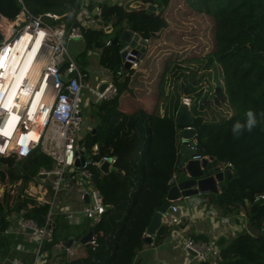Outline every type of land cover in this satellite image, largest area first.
<instances>
[{
    "label": "trees",
    "instance_id": "trees-1",
    "mask_svg": "<svg viewBox=\"0 0 264 264\" xmlns=\"http://www.w3.org/2000/svg\"><path fill=\"white\" fill-rule=\"evenodd\" d=\"M67 1L64 9L71 13L75 5ZM146 1L157 4L158 8L103 5L102 22L113 20L115 34L111 39L117 41L107 46L102 39L104 33H91L95 46L103 49L101 65L115 70L121 64L120 49L124 44L119 37L126 27L149 39L157 36L166 37L169 42H196V57L186 60L195 58L197 65L180 66L170 75L163 73L162 88L157 96L164 93L162 98L167 104L176 102L172 110L166 108L163 115L158 97L151 107L139 104L129 112L119 108L120 96L127 91L132 71L136 69L123 74L122 81L114 80L117 96L93 104L99 118L94 128L100 153L116 156L117 163L116 169L104 174L97 184L107 205L96 226L102 231L98 245L88 249L87 257L72 259L68 264L134 263L148 240L140 237L131 246H123V241L141 198L147 187L162 195L154 207V215L166 199L174 174L179 171L183 135L181 126L176 124L175 112L181 94L192 98L190 110L202 153L218 159L222 165L230 163L233 172L223 192L207 196L208 204L224 215L245 214L248 222L263 232L253 236L245 230L229 240L221 239L218 264H264V199L257 200L258 195L264 194V0ZM27 4L35 13L55 7L52 0H27ZM19 11L17 0H0V14L15 18ZM188 25L190 32L181 30V26ZM184 34H190L191 39L184 41ZM169 47L167 44L165 49ZM207 79L209 87L205 89L203 81ZM168 84H173V91L166 94ZM214 102L221 107L214 109ZM207 109L216 113L212 119L203 116ZM249 110L255 113L256 126L251 131L245 127L233 132L237 122L246 125ZM89 135L90 146H93V135ZM53 166V161L40 151L23 161L0 155V185L6 188L20 179L27 182L39 174L41 167L51 169ZM93 171H96L94 167ZM8 199L7 193L5 199L0 197V233L9 225L5 218L9 212L5 210ZM29 203L33 206L26 215L42 226L49 205H36L34 199L23 198L18 209ZM53 233L52 240L45 243L48 246L59 241L58 231L55 229ZM168 233V224H163L155 241L161 242ZM3 241L0 235V248Z\"/></svg>",
    "mask_w": 264,
    "mask_h": 264
},
{
    "label": "built area",
    "instance_id": "built-area-1",
    "mask_svg": "<svg viewBox=\"0 0 264 264\" xmlns=\"http://www.w3.org/2000/svg\"><path fill=\"white\" fill-rule=\"evenodd\" d=\"M17 2L21 8L15 18L0 16V31L4 37L0 41V155L23 161L34 152L41 151L50 157L54 168L42 167L39 171V175L52 178L50 205L55 203L57 196L65 188L69 172L85 186L91 185L84 191L90 197V203L83 211L94 231L106 212L107 205L94 185L96 171H93V167L96 170L104 162L115 166L117 157L102 155L97 143L91 146L89 152L81 139L85 127V74L69 53L66 42L84 38L86 20L67 26L58 22L60 16L55 13L38 14L27 7L25 0ZM96 9L100 10L99 7ZM108 27L109 30L112 29L110 25ZM112 43V39L106 42L107 45ZM120 53L125 54L123 61L129 62L131 69L139 67L141 55L134 53L130 44L124 43ZM73 72L75 74L68 77ZM109 74L110 72L107 75ZM121 74V69L114 71L110 74L111 79ZM111 79L105 82L107 86L104 90L95 91L99 99L111 100L117 96L118 88ZM182 103L190 108L192 98L184 96ZM191 129L196 128L194 125H181L182 135L185 130ZM183 147L191 151L193 160L210 158L202 153L197 132L190 139L182 136L181 148ZM230 167L231 164L228 163L221 170L225 171ZM177 176L174 175V179ZM259 199H264V194L258 195L257 200ZM178 211V206L172 203L168 211V214L172 213V224L181 223ZM75 222L79 223L80 220ZM20 224L40 236L41 243H44L51 239L55 229L53 211L50 209L48 212L44 227H39L30 219L23 220ZM180 232L179 245L198 262L218 264L221 261L222 247L217 239L196 240L185 229ZM99 234L95 232L92 235L89 241L92 247L98 245ZM66 251L68 254L72 253L70 247ZM40 252L41 247L39 254Z\"/></svg>",
    "mask_w": 264,
    "mask_h": 264
},
{
    "label": "crops",
    "instance_id": "crops-1",
    "mask_svg": "<svg viewBox=\"0 0 264 264\" xmlns=\"http://www.w3.org/2000/svg\"><path fill=\"white\" fill-rule=\"evenodd\" d=\"M52 1L54 3L53 6L55 7L47 9L45 10L46 12H41L38 14H44L47 12L55 13L60 16L58 22L64 23L67 26L75 25L80 21L86 20V27L84 29L85 35L81 40H84L87 44V59L83 63L82 68L80 64L78 62L77 63L79 65V68L85 74V77L88 76V69L90 73L92 71H100V75H98L97 80L94 81L95 86L90 85L92 95L94 96L92 98L94 99L93 104L100 103L104 100L99 99L96 96L95 91L101 90L102 85L106 81L111 79L112 76L110 74L118 70L117 68L115 70H112L101 65L100 59L103 49L95 46L94 41H92L93 36L91 35V33L97 31L104 33V41L106 42L111 39V37H114L113 35L115 33L113 31L114 28L112 27L113 20H110L107 23L102 22L103 5H122L126 7L133 0H97L94 2L91 0H71L75 5L73 9L74 11L71 13H68V10L64 9V6H67V0ZM25 4L31 11H33L28 6L27 0H25ZM150 5L157 6V4H153L150 1L136 0V2H132L130 7L132 9H141L149 8ZM97 7H99L100 9L99 11H97ZM130 7L128 9H131ZM1 15L3 14H0V16ZM51 23H53V21H51ZM109 25L112 27L111 30L108 29L110 28L108 27ZM125 29L130 28L126 27ZM93 35L96 36L95 34ZM189 36L190 34H184L183 40H190L191 38H189ZM141 37L145 38L142 35ZM3 38V34L0 31V41L3 40ZM155 38L157 39L153 40L152 38H147L149 40L145 52L141 55V63L136 70L132 71L133 73L130 76L127 91L120 96L119 108L125 112H129L130 110H132L133 106H138L139 104H143L148 107L154 106L156 100L155 98L157 97L160 98V113L163 115L166 108L170 109L171 111L176 102L173 101L171 103L168 101L169 103L167 104L164 98H162V95L164 93H162L160 96H157L159 90L162 88V84H160L161 76H163V73H166V75H170L180 66L193 67L197 65L195 58L193 60H186L187 58H190L194 55L196 57V53L198 52L195 48L197 46L196 42L186 44V42L177 43L173 40L169 42L166 37L159 38L156 36ZM122 43L124 44L125 42ZM167 44L170 47L165 49L167 47ZM122 61L123 59L121 54V65ZM121 70V75H113L114 78L111 79L113 83L115 79H118L120 81L124 79L122 75L127 73L123 72V68H121ZM108 72H110L109 75H107ZM85 77L84 83L86 91L89 88V83L85 82ZM210 81L212 83H215L213 79H211ZM203 84L204 88L207 89L209 87V80H204ZM172 86L173 84L171 86L170 84L166 85V94H169L171 91H173ZM184 96L188 95L181 94V102L179 108L181 104H183L182 97ZM92 99H90V97L88 98L86 93L84 97V105L87 101L89 104ZM202 103L204 104V102ZM220 107L221 106L217 102H214V109H218ZM178 110L175 112V121ZM214 114L216 113H212L207 109V114H203V116L205 118L212 119ZM92 115L94 119V125L93 127H89L86 126L87 117L85 114V127H88L90 129L88 134H92V130L95 129L94 127L99 121L96 112L93 111V106ZM179 149L180 161L182 157V148ZM227 164L224 165L227 166ZM220 165L221 168L225 167L221 163ZM100 167L96 169V172L100 171L102 178V176L107 173L101 171ZM53 168L54 166L51 169ZM180 172L181 169L179 168V171L174 175H178ZM176 179L177 178H175L174 180L173 177L172 181H176ZM51 180L52 178L50 176H42L37 174L32 178V180H29L27 182L20 179L14 185L6 186V188L0 185V197H4L5 199L6 193L9 197V202L5 203V210L9 211L8 215H6L5 218L9 221V225L5 230H1L0 233V235L4 237L3 246H1L0 248V264H19L21 262H24L25 264H68V262L72 259L85 258L88 256V249L92 246L87 247L81 241L89 231H92L90 228V221L84 215L83 211L84 207L88 203H90L87 202L86 194L84 193V191L86 187L89 188L88 186L91 185L87 184V186H85V184L82 183L78 179V177H75L72 172H69L64 185L65 188L57 196L55 203L53 205H50L49 200L52 197ZM94 185L97 187L95 183ZM209 194L210 193H204L194 195L189 198L182 197L181 199L174 201L173 204H176L179 208L177 216L180 218L181 223L172 224V213L170 212L169 214L164 215L162 219V225L168 224V235L161 242H156V236H153V234L151 236V240L144 243L143 247L138 252L133 264H204L194 259L193 255L190 252L179 245L180 238L178 237V233L181 229H185L188 234L196 240H209L215 238L217 239L219 244L220 240L223 238L229 240L239 233H243L248 221L246 215H224L219 209L208 204L207 196ZM23 198L34 199L36 205L48 204L49 211L50 209L53 211V225L60 236L59 241L53 246H48L45 243L52 240L54 233L52 234V237L49 241L41 243L40 236L34 234L32 231H30V229H26L21 226V221L29 219L33 220L30 217L28 218V216L26 215L28 209L33 206L32 204L29 203L28 206L20 207V209H18V205ZM161 198L162 195L159 192L151 187L146 188L141 198L140 204L138 205L134 216L129 223L126 238L125 241H123V246L133 245V242H135V240L140 237L148 238V236L150 235L149 223L152 220V213L154 211L155 205ZM77 219L80 220L79 223L75 222V220L77 221ZM45 225L46 220L42 226H38L44 227ZM98 232L100 233L102 231L99 229ZM70 239H72L73 242L71 246H68L65 242ZM79 244L82 245L80 246ZM40 247L41 252L39 254ZM68 247H70L72 250L71 254H68L66 251V248Z\"/></svg>",
    "mask_w": 264,
    "mask_h": 264
},
{
    "label": "water",
    "instance_id": "water-1",
    "mask_svg": "<svg viewBox=\"0 0 264 264\" xmlns=\"http://www.w3.org/2000/svg\"><path fill=\"white\" fill-rule=\"evenodd\" d=\"M149 9L156 10V5H150ZM48 22L52 20L46 18ZM119 40L125 43L130 44L131 47L134 49V53L142 55L148 44V41L141 37L140 34L136 33L132 29H125ZM117 39H114V43H116ZM125 54H122V59L124 58ZM123 66V67H122ZM131 64L129 62L122 61V65L119 64L116 68L120 70L123 68V72L127 73L130 69ZM75 74H69L68 77H71ZM65 80L67 79L64 78ZM107 86V83H104L101 87V90H104ZM176 123L178 125H194L195 120L190 112L189 108L185 104H181L178 114L176 116ZM96 129L92 130L93 134V143H97V136H96ZM196 134L195 129L185 130L183 133V138L190 139ZM182 157L178 163V167L181 169V172L178 174L176 181H172L174 183L168 193L166 195L165 201L159 207L157 211H155L151 223L149 225V232L150 235L148 236L147 240H151V236L156 234L158 229L162 225V219L164 215L168 214L169 207L171 204L184 198H189L194 195L204 194V193H219L223 192L227 187L225 181L230 180L233 176V172L231 169H227L225 172L221 170L220 161L216 158L210 157L209 159H202V160H193L191 159V151L183 147L181 149ZM79 165V163L77 164ZM101 171L104 173H108L111 170H115V166H110L108 162H104L101 167ZM101 180V172L98 171L94 177V183L97 185ZM175 180V179H174ZM87 202H90V197L86 195ZM247 231L253 235L258 236L262 234L260 228L252 225L247 221ZM99 229H95L94 231H89L82 239V243L85 244L87 247H90L89 241L91 240L92 235L95 232H98ZM72 239L65 242L68 246L72 245Z\"/></svg>",
    "mask_w": 264,
    "mask_h": 264
},
{
    "label": "rangeland",
    "instance_id": "rangeland-1",
    "mask_svg": "<svg viewBox=\"0 0 264 264\" xmlns=\"http://www.w3.org/2000/svg\"><path fill=\"white\" fill-rule=\"evenodd\" d=\"M133 3L136 2V0L132 1ZM129 3L127 5V7H129L131 4ZM132 9V8H131ZM213 29V28H212ZM181 30L185 31V32H190L191 31V26H181ZM102 39H104V36L102 37ZM152 39H157L155 37H152ZM67 48L70 52V54L78 61V63L80 64L81 68L83 67V63L85 62V60L87 59V52H86V42L84 40H72L70 42H66ZM146 58V57H144ZM103 69V68H100ZM88 76L85 77V82H88L89 84V88L85 91V94L87 93L88 98L90 97V99H92L94 96L92 95L91 92V87L95 86L94 81L97 80V76L100 75V71H92L91 73L89 72V69L87 71ZM108 74V73H107ZM93 101L94 99H92L89 104L88 101L86 102V104L83 106V110L86 114L87 117V125L89 127H93L94 125V119H93V115H92V106H93ZM92 129V128H91ZM89 128L88 127H84V130L81 134V139H82V143L86 144L88 147V151L91 152V146H90V142H91V138L90 135L88 134L89 132ZM183 202V201H182ZM245 230H247V227H245ZM80 246L82 244H79Z\"/></svg>",
    "mask_w": 264,
    "mask_h": 264
},
{
    "label": "clouds",
    "instance_id": "clouds-1",
    "mask_svg": "<svg viewBox=\"0 0 264 264\" xmlns=\"http://www.w3.org/2000/svg\"><path fill=\"white\" fill-rule=\"evenodd\" d=\"M246 116H247L246 125H242L239 122H237L233 127V132H238L245 127L247 128L248 131H251L256 126L257 120L255 119V113L252 110H249L246 113Z\"/></svg>",
    "mask_w": 264,
    "mask_h": 264
}]
</instances>
